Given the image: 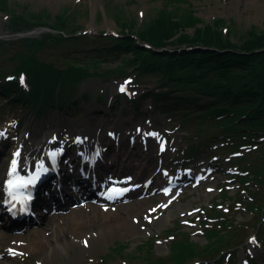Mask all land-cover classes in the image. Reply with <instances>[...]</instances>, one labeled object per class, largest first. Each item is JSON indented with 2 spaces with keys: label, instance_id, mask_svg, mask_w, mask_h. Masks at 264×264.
Listing matches in <instances>:
<instances>
[{
  "label": "rangeland",
  "instance_id": "1",
  "mask_svg": "<svg viewBox=\"0 0 264 264\" xmlns=\"http://www.w3.org/2000/svg\"><path fill=\"white\" fill-rule=\"evenodd\" d=\"M96 5L97 0H0L1 132L7 133L10 128L20 133L55 117L81 127L87 125L90 116L104 120L105 130L116 129L117 125L123 130L140 128L146 134L155 130L159 131L161 138L153 140L156 152L147 158L149 171L161 177L165 169L175 176L185 173L192 176L195 172L191 171L199 170L204 172L205 178L197 185L193 179L181 181L178 187H172L173 192L168 198H158L161 194L158 190L146 196L144 199L147 201L138 200V204L132 200L123 201L127 204L123 209H138L141 224L131 233L122 231L105 246L103 252L87 253L80 264H245L246 255L258 253L264 256V228L258 238H254L264 216V204L260 205L264 199V134L253 138V145L238 148L240 140H223L219 130L207 128L212 123L200 125V118L189 121L181 107L170 109L171 105L161 106L160 103L173 102L170 99L158 101L159 107L156 108L155 102L148 97L141 99V96L148 90L171 88L163 86L166 79L161 71L129 67L124 62L133 56L132 52L112 49L116 45L115 40L109 35H97L118 33L123 23H131L132 28L140 29L144 22L158 16L163 9L183 23L189 16H194L201 20L197 26L221 19L219 27L222 31L240 44L249 37L253 28L258 34H264V0H100ZM17 15L31 23L22 31L14 29L12 23ZM60 15L67 24L64 29L60 26V35L84 31L93 35L85 39L67 34L63 41L56 43L49 39V45L41 48L37 56L54 62L58 68L70 65L87 67L90 75L67 82L64 93L59 97L57 90L52 88L49 102L44 100L40 105L41 114L35 117L36 106H39L38 92L31 97L23 96V101L19 102L16 97L20 84H4L2 75L15 71L18 61L14 54L25 52L30 38L42 39L53 31L51 26L56 24V16ZM92 23L93 28L90 27ZM194 27H187L185 31L193 33ZM32 30L37 33L4 38L17 31L27 33ZM120 67L124 73L109 74L110 70ZM127 73L136 75V81L125 78ZM179 77L169 80L172 86L177 81L181 82V88L172 87L178 90L173 94H195V88L188 83L186 75ZM182 77L186 78L185 81ZM121 87L125 90L121 91ZM56 98L62 103H57ZM20 119L21 124L16 127ZM103 132L109 142L118 145ZM162 136L167 144V152L163 153L157 147ZM204 140L209 142L204 143ZM125 141L134 144L130 138H125ZM138 145L142 146V140L135 144V151H141ZM122 150L126 153L127 145L123 144ZM6 158L4 156L2 166ZM132 159L138 162L136 160L140 158L134 154ZM178 193L177 197L171 198ZM154 204L156 209L152 207ZM2 248L6 245L3 244ZM185 248L190 249V256L182 262L177 259V254ZM33 253L36 252L24 254L23 260L27 264H45L44 254L40 258L34 257ZM253 264H258L257 260Z\"/></svg>",
  "mask_w": 264,
  "mask_h": 264
},
{
  "label": "trees",
  "instance_id": "2",
  "mask_svg": "<svg viewBox=\"0 0 264 264\" xmlns=\"http://www.w3.org/2000/svg\"><path fill=\"white\" fill-rule=\"evenodd\" d=\"M187 20L183 23L175 19L170 11L162 9L158 16L144 22L140 29L132 28L131 23H123L120 34L124 38L115 39L116 45L112 49L132 52L133 56L124 62L131 68L149 67L161 71L166 79L163 86L171 88L159 93L152 91L151 94L157 101H173L163 106L181 107L185 113L195 111L201 115L203 122H215L209 128H221L224 135L242 130L245 136L252 137L254 130L264 129V34H258L253 28L249 37L237 44L229 39V33H224L219 27L221 19L201 26H197L201 20L194 16H189ZM12 23L16 30L31 24L21 15L14 16ZM55 23L49 26L58 32L60 26L63 29L67 26L61 15L56 16ZM187 27H194L193 33L186 32ZM51 34L34 39L31 46L26 45L22 54H14L19 63L16 69L27 73L30 84L26 91L28 96L38 92L42 103L52 88H60L70 79L90 75L87 67L70 65L58 68L53 62L38 58L37 51L49 39L54 43L65 39L60 33L59 36ZM134 35L140 42L160 50L156 52L137 46ZM114 71L110 70V73ZM118 71L123 72V68ZM181 75H186L188 83L195 88V94H173L178 90L172 87L181 88V82L177 81L172 86L169 80ZM181 79L185 81L186 78ZM206 96L207 99H203ZM189 253L190 249L185 248L177 254V259L186 260Z\"/></svg>",
  "mask_w": 264,
  "mask_h": 264
},
{
  "label": "bare ground",
  "instance_id": "3",
  "mask_svg": "<svg viewBox=\"0 0 264 264\" xmlns=\"http://www.w3.org/2000/svg\"><path fill=\"white\" fill-rule=\"evenodd\" d=\"M98 4H100V0H97ZM90 27L93 28L94 23ZM103 123L104 120L90 116L87 125L80 127L75 123L58 117L49 118L43 124L23 131L16 140L11 141L12 147L15 148L13 149V154L11 149L9 156H12L13 160L16 161L15 167L13 170V164L8 165V167H4L3 172L8 174L11 172L12 175H17L25 174L28 170L34 171L45 164L46 154H50L52 151L60 148L64 150L62 161L67 160L73 166V168L68 166V168L72 169L73 176L76 174L82 175V170L84 173H90L91 176L95 173L100 177L109 172L110 168L105 166L107 165L115 169L114 171L116 172L111 171L114 174L118 175V171L125 173L124 177H119V179H122V182L111 184L112 186L118 188L132 186L135 191L145 194H148L147 192L150 189L156 188L155 186L160 185L163 179H166L167 176L165 174L161 178L155 176L152 172L149 173L146 166L148 156L155 153L151 143L158 136V133L155 131L151 132V134L141 132L145 136L143 140L147 143L146 146L150 149L146 154L140 155L142 159L141 161L137 160L138 164L133 163L130 159V156L135 153L134 150L137 149L133 144L130 145L132 146L131 151L125 156L117 157L116 153L109 155L111 160L115 159L114 164L113 162L107 164L104 161L99 166L95 163L96 166L94 165L91 168L88 165L89 161L87 159L96 156L95 160L99 163L101 162V155L99 156L95 150L91 149V151L87 152V156H85L79 150L81 147L87 148V146L96 144L97 142L100 143V146L112 150L110 142L104 143L101 139L102 135H104L103 131H108L105 130ZM116 129V132L119 133H114L113 135L119 142H125V137L129 135H133L134 140L137 141L139 133L136 130L139 131V129L133 130L134 128H132L127 131L121 129L119 125H117ZM110 134L112 135V133ZM74 137L81 138L83 140L81 144L83 143L84 146H74ZM74 148L75 151H73ZM95 160L93 161L95 162ZM88 168H91L93 171L91 170V172ZM1 170L2 167L0 166V173ZM114 174L104 176L113 177ZM78 177L81 178V176ZM87 177L89 178L88 175ZM98 182L99 180H96L93 185L98 186ZM123 207L124 205L122 204H108L101 208H78L70 213H64L55 217L45 216L41 218L42 223L34 232L17 237L10 242H6V237L0 235V249L5 244L7 250L5 252V260L0 262V264H27L23 260L24 254L31 252H36L35 254L33 253L34 257L36 255L40 257V255L44 254L45 264H80L83 256L87 253L94 252L99 254L103 252L105 246L115 237L120 236L122 231L131 233L135 228H138L141 224L138 209L127 211ZM74 224L75 226H73ZM32 235L37 238L34 239ZM77 248L78 251L76 250ZM1 254L3 253L1 252ZM65 257L67 259H64Z\"/></svg>",
  "mask_w": 264,
  "mask_h": 264
},
{
  "label": "snow or ice",
  "instance_id": "4",
  "mask_svg": "<svg viewBox=\"0 0 264 264\" xmlns=\"http://www.w3.org/2000/svg\"><path fill=\"white\" fill-rule=\"evenodd\" d=\"M125 89L123 88V87H121V91H124ZM0 135H2V134H0ZM15 163H16V161L15 160H13V170H14V167H15ZM9 175H12V173L10 172V174ZM13 183V181L12 180H9L8 181V184L9 185H11ZM19 186V185H18Z\"/></svg>",
  "mask_w": 264,
  "mask_h": 264
},
{
  "label": "water",
  "instance_id": "5",
  "mask_svg": "<svg viewBox=\"0 0 264 264\" xmlns=\"http://www.w3.org/2000/svg\"><path fill=\"white\" fill-rule=\"evenodd\" d=\"M36 32V30H34V31H30V32H27V33H24V34H21V33H19V34H17V35H25V34H33V33H35Z\"/></svg>",
  "mask_w": 264,
  "mask_h": 264
}]
</instances>
